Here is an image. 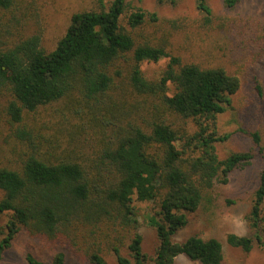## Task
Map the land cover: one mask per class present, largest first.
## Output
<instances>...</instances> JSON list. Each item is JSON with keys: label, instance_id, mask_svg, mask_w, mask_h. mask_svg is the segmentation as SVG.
I'll return each instance as SVG.
<instances>
[{"label": "trees", "instance_id": "trees-1", "mask_svg": "<svg viewBox=\"0 0 264 264\" xmlns=\"http://www.w3.org/2000/svg\"><path fill=\"white\" fill-rule=\"evenodd\" d=\"M167 1L173 2L157 0ZM237 2L224 0L226 7ZM98 4L73 13L47 52L39 32L30 30L34 0H0V118L17 140L12 156L0 162V258L23 231L65 242L90 264H110L108 256L116 264H182L179 255L221 264L217 238L172 237L256 153L250 232L228 233L225 241L245 252L264 249L260 133L248 132L250 148L223 159L215 146L230 136L218 134L216 119L231 105L238 77L173 53L175 23L155 11L137 6L127 13L125 0ZM196 9L209 24L207 0H196ZM161 58L165 67L147 79L141 62ZM42 109L50 119L39 132L30 120ZM133 197L155 208L144 216L157 238L151 257L142 250ZM24 259L43 264L29 252ZM51 264H64V254L56 252Z\"/></svg>", "mask_w": 264, "mask_h": 264}, {"label": "rangeland", "instance_id": "rangeland-1", "mask_svg": "<svg viewBox=\"0 0 264 264\" xmlns=\"http://www.w3.org/2000/svg\"><path fill=\"white\" fill-rule=\"evenodd\" d=\"M125 2L127 13L140 6L145 11H155L165 21H173L176 29L171 38L170 49L184 61L219 66L238 77L239 87L231 96V105L216 119L218 134L230 135L227 140L215 144L219 158H225L230 152L248 150L251 143L247 133L250 131L257 130L260 133L261 145L264 146V0H238L233 7H226L224 0H207L212 11L209 24H204L201 13L196 9V0ZM34 7L29 21L30 30L39 32L41 47L48 52L64 34L73 13L97 9L99 4L98 0H34ZM155 29L156 24L149 31ZM166 63L167 58L143 61L140 69L147 79H155ZM48 119L50 115L42 109L34 114L30 123L35 124L36 130L40 132V125ZM41 131L49 132L45 128ZM15 141L17 142L9 131V125L1 116V163H6V159L12 156ZM260 159V154L256 153L252 165L235 169L229 175L228 182L217 187L213 203L207 208L200 207L189 213L188 223L173 235L172 240L181 242L190 235L215 237L223 246L221 264H264V249L255 246L245 252L229 246L225 241L228 233L244 235L250 232L246 215L257 186ZM133 204L138 212L137 230L142 235V250L151 257L157 238L154 228L146 223L144 216L155 210L154 205L137 201L135 197ZM28 252L43 264H51L56 252L64 254V264H90L76 255L65 242L58 239H34L23 231L18 233L11 246L2 254L0 264H27L24 256ZM107 259L110 264H116L111 256ZM176 261L182 264H200L183 255H179Z\"/></svg>", "mask_w": 264, "mask_h": 264}]
</instances>
